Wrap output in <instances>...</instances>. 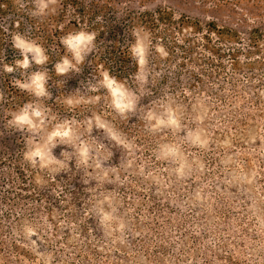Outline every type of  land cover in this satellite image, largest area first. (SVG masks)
<instances>
[{
  "label": "rangeland",
  "instance_id": "obj_1",
  "mask_svg": "<svg viewBox=\"0 0 264 264\" xmlns=\"http://www.w3.org/2000/svg\"><path fill=\"white\" fill-rule=\"evenodd\" d=\"M81 1L113 7L95 18L106 25L104 37L120 28L119 37L131 35L125 44L134 29L148 35L146 82L135 78L139 67L131 81L116 80L138 97L135 111L120 112L106 85L111 77L90 72L97 39L79 72H56L71 58L63 38L82 30L96 34L95 28L69 5L62 12V0L42 16L32 15L31 0H20L23 8L17 0H2L11 5L0 15L6 34L0 35V264H264V0ZM158 9L198 22L201 32L164 24L154 31L141 24L127 29L126 12ZM209 22L238 33L239 42L209 35L220 57L204 49ZM255 28L262 38L253 46ZM17 34L48 59L6 73L2 64L15 66L22 58L13 47ZM173 41L194 50L184 54ZM35 71L47 74L43 97L14 83ZM166 99L185 128L203 130L204 147L183 142V131L149 130L145 111L159 110ZM27 105L45 111L43 123L18 130L9 121ZM58 126L70 130L51 148L64 167H33L25 159L29 140L43 143ZM81 142L90 147L87 166L78 163ZM167 142L181 144L192 164L183 178L154 154ZM105 196L125 224L123 233L114 234L123 242L106 236L92 211ZM25 226L33 229L30 235Z\"/></svg>",
  "mask_w": 264,
  "mask_h": 264
},
{
  "label": "clouds",
  "instance_id": "obj_2",
  "mask_svg": "<svg viewBox=\"0 0 264 264\" xmlns=\"http://www.w3.org/2000/svg\"><path fill=\"white\" fill-rule=\"evenodd\" d=\"M20 7H24L20 0H17ZM57 3V0H31L32 15L42 16L46 12L52 10V7ZM94 32L79 31L74 34L70 33L63 38V44L67 52L70 54L69 58H64L61 63L56 65V72L58 74H66L71 69L79 72L77 67L83 63L85 57L91 52L93 48V41L95 39ZM13 47L19 50V60L14 62V65L2 64V70L6 73H12L19 68L21 70L28 69L32 63L36 65L44 64L48 57L44 54V50L32 41L26 40L23 36L17 34L13 37ZM150 48V40L146 33L141 29H134L132 31V42L129 44V53L133 59L137 61L139 71L136 74V79L143 85L146 82L148 72L146 70L147 54ZM157 51H160L158 48ZM31 55V60L29 59ZM23 75V72H22ZM46 80L47 74L41 71H35L29 74L27 80H16L14 83L23 90H28L35 94L36 97H43L46 93ZM106 85L111 97L112 106L120 112L135 111L138 97L127 89L124 84L117 82L114 78L106 80ZM158 109H148L145 111L143 119L149 130L155 132L161 129L173 130L176 133L184 132L183 142L189 143L193 146L204 147L207 143L204 132L202 129L185 128L178 116L177 108L173 107L169 100H165L158 105ZM45 111L39 107L32 105L25 106L21 111L15 113L10 125L16 129L34 130L39 128L43 123ZM70 136V130L66 126L53 129L43 143L33 142L31 139L29 143L32 147L25 153V159L33 166L41 169L50 168L55 165L53 171H58L64 167L62 161L56 159L51 154V148L56 147V139L61 140ZM79 156L78 163L87 166L89 160L90 147L86 142H81L77 148ZM158 160L170 161L175 165L173 171L177 178H183L188 175L191 170L192 164L189 162L187 156L182 151V146L176 142L162 143L157 146L154 152ZM95 167H100L99 160L96 161ZM107 205V209L104 207ZM98 217L100 226L104 229L105 235L115 240H121L120 236H115V233H123L125 224L121 218L115 213L116 206L112 203L110 197L105 196L99 199L92 209ZM26 234H31L33 229L30 226H25ZM121 242H123L121 240Z\"/></svg>",
  "mask_w": 264,
  "mask_h": 264
},
{
  "label": "trees",
  "instance_id": "obj_3",
  "mask_svg": "<svg viewBox=\"0 0 264 264\" xmlns=\"http://www.w3.org/2000/svg\"><path fill=\"white\" fill-rule=\"evenodd\" d=\"M8 2L9 0H5ZM65 12L67 6H71L74 12L79 14V20H82L83 23H88V26L91 28H95L97 30L95 39H97V47L93 53H91V57L89 58V63L92 67L90 72H94L95 74H99L101 70L106 71V73L117 81H131L132 75L137 71V61L134 60L129 53V44L124 43L131 35L128 33L119 37L120 32L123 29H119L117 33L111 32L107 37H104V28L106 25H102L99 21L95 20L97 16H107L108 10H112L113 7L110 8L108 5L97 4L94 7H85L81 0H62ZM11 2L7 4H3L2 0H0V15L6 14V10L9 9ZM9 6V7H8ZM127 18L130 21V24L127 26L128 30L134 28L136 24H141L144 26H148L152 31L154 29H158L159 25H170L173 28H177L179 32H182L183 29L190 28L195 32H201L202 26L198 22H193L185 17H179L178 19H174L173 14L164 9H158L156 11H128L126 12ZM115 16H111L110 18H114ZM59 17H51L54 21ZM80 21H73L75 26H78ZM112 25H110L111 28ZM63 29V27H60ZM166 26L163 28L165 29ZM56 35H59V27L55 29ZM46 32V30H44ZM51 32V31H50ZM123 33V32H121ZM210 34L216 35L217 38H223L226 40H234L239 42L238 33L236 31L230 30L226 27H218L214 22L207 23L206 31L203 33L202 37L207 41L204 44V49L209 51L212 54H216L217 56H222L220 49L216 45L210 44ZM0 35L3 37L6 35L4 30L0 26ZM54 36V34H51ZM171 35V34H170ZM252 35V44L256 46L259 41V38H262L261 32L259 29L255 28L251 31ZM188 39V38H187ZM5 40V39H3ZM49 40V39H48ZM186 40V38H185ZM0 38V42H1ZM123 42V43H122ZM174 44H177L173 41ZM183 50V53L187 52L191 53L194 48L193 47H184L183 45L177 44ZM170 50H173L170 48ZM251 52V51H250ZM235 58L236 53H231ZM183 63V62H182ZM185 64V63H184ZM194 64V62H193ZM198 64V63H195ZM234 64H237L235 61ZM89 67H83L84 70L90 69Z\"/></svg>",
  "mask_w": 264,
  "mask_h": 264
}]
</instances>
